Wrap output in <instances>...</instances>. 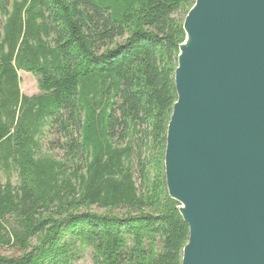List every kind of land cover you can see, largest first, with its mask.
I'll return each instance as SVG.
<instances>
[{
	"label": "trees",
	"instance_id": "1",
	"mask_svg": "<svg viewBox=\"0 0 264 264\" xmlns=\"http://www.w3.org/2000/svg\"><path fill=\"white\" fill-rule=\"evenodd\" d=\"M194 2L0 0V264H181L163 157Z\"/></svg>",
	"mask_w": 264,
	"mask_h": 264
},
{
	"label": "water",
	"instance_id": "2",
	"mask_svg": "<svg viewBox=\"0 0 264 264\" xmlns=\"http://www.w3.org/2000/svg\"><path fill=\"white\" fill-rule=\"evenodd\" d=\"M163 157L181 264H264V0H195Z\"/></svg>",
	"mask_w": 264,
	"mask_h": 264
},
{
	"label": "rangeland",
	"instance_id": "3",
	"mask_svg": "<svg viewBox=\"0 0 264 264\" xmlns=\"http://www.w3.org/2000/svg\"><path fill=\"white\" fill-rule=\"evenodd\" d=\"M11 1L12 0H8V6L9 7L11 4ZM2 22H3V18L0 17V28L2 26ZM17 75L19 78L18 87H19L20 94L26 95V96H32V95H36L39 93L37 79L32 73L26 72L24 70H18ZM48 139H49V135H46L42 141L43 147L46 146V142ZM53 154L56 157H61L63 153L61 151L56 150V151H53ZM7 179H9V181L12 184H16L18 181L17 174L12 168H10L8 171H5V172L1 171V173H0V181L1 182H5ZM11 253H12L11 250L0 247V254L9 255ZM77 264H91V263L87 257H84Z\"/></svg>",
	"mask_w": 264,
	"mask_h": 264
}]
</instances>
